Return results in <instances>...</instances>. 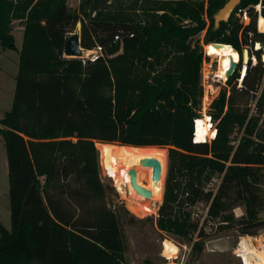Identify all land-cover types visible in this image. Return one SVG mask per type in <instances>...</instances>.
<instances>
[{"label":"trees","instance_id":"16d2710c","mask_svg":"<svg viewBox=\"0 0 264 264\" xmlns=\"http://www.w3.org/2000/svg\"><path fill=\"white\" fill-rule=\"evenodd\" d=\"M227 1L112 7L107 0H80L73 12L66 0H0L2 49H15L11 24L24 22L12 105L0 119L10 211V229L0 226V264H125L120 222L127 212L106 195L96 143L167 148L155 227L191 243L192 256L201 255L211 235L253 237L264 229L261 56L254 65L248 61L239 87L235 72L213 102L215 138L197 143L193 137L206 57L192 38L209 21L205 45L264 47V34L256 30L264 0H240L236 11L244 10L249 23L225 35L230 22L215 30L212 18ZM126 6L141 11L142 21L125 15ZM77 24L82 51H100L93 59L63 55ZM215 177L214 192L207 187ZM199 204L205 206L200 219ZM235 208L243 211L239 218Z\"/></svg>","mask_w":264,"mask_h":264},{"label":"rangeland","instance_id":"374dc122","mask_svg":"<svg viewBox=\"0 0 264 264\" xmlns=\"http://www.w3.org/2000/svg\"><path fill=\"white\" fill-rule=\"evenodd\" d=\"M160 0H121L120 2H115V0H107V4H111L112 7L115 5H126L131 2H136L141 4V2L158 3ZM80 0H66L67 6L71 11L76 12L79 6ZM143 4V3H142ZM136 8L125 7L122 9L125 15L133 16L135 20L142 21L143 14L135 10ZM237 9V8H236ZM236 9L232 13L228 22L230 25L227 30H225V35L230 32L231 27L235 25H247L249 23L248 18H244L242 14H238ZM161 14V13H159ZM260 17L258 16L256 22V30L258 33L264 34V18L263 25L260 27ZM227 22V23H228ZM185 24L188 25L187 22ZM211 28V23L207 21L205 29L197 36L192 38L191 45L193 46L197 41H199L202 51L204 53V40ZM23 29L24 22L15 20L11 24V34L14 38V48L15 49H2L0 47V119L10 111L13 99V93L15 88V78L18 71L19 62V51L22 45L23 39ZM214 30V29H213ZM261 32H260V31ZM75 33L80 35V24H77L75 30L70 34ZM223 37V35H222ZM248 46H244L239 41L237 46H232L234 51L239 57L243 50H247L249 54V64L254 65L257 63V56L264 57V47L261 44V49L254 51L253 42H249ZM252 44V45H251ZM99 49L93 51H82L81 56L86 59H93L99 54ZM201 64L200 71V85L202 88V97L199 107V117L195 120L202 118L207 115L211 120V126L216 131L217 122L211 116V106L213 102L218 98L220 92H227L228 80H219L215 73L219 69V62H217L213 57L206 56ZM255 59V60H254ZM169 59L164 60V67L167 66ZM239 62V61H238ZM264 64V59L262 60ZM238 69L242 66L240 74H238V87L241 84V79L243 78L244 64L241 61L238 63ZM239 70L236 71L238 73ZM264 89V76L262 80V85L259 93ZM254 108L251 106V112ZM259 127L264 129V114L260 116ZM235 138H238L240 134H235ZM214 139V138H213ZM207 142H210L211 140ZM97 148V147H96ZM154 148V147H152ZM157 149V156L161 157L162 165V182L163 191L159 194L155 192V196L160 199L159 202L154 203V212H151L147 216H136L129 210V200L134 201V199L129 196L128 191L124 188V195L122 196L117 188L113 185L112 179L109 178L102 170L100 165V160L98 159L99 167V178L105 187L106 195L109 197L114 204L122 205L127 215L121 220V227L125 234L127 251L124 255L125 264H243L239 257L235 254V249L238 247L239 241L242 238L239 236L237 231H228L218 235H211L207 238L203 251L201 255L196 258L191 255V243L182 242L173 236L161 233L155 227V222L157 219V211L162 203L166 175L168 172V151L167 148H155ZM98 150V149H97ZM99 153V151H98ZM3 154V157L1 156ZM4 164V169H3ZM7 165L5 149L3 145V139L0 136V226L6 230L10 229V211L8 202V176H7ZM138 180L144 188L151 190V175L152 171L146 169H140L137 172ZM218 177H215L212 184L216 182ZM40 182H43V177H39ZM209 188H213L210 184ZM128 194V195H127ZM262 199L264 201V192L262 193ZM145 200V199H144ZM149 203V202H148ZM157 206V207H156ZM198 219L200 216L205 214L204 204L198 205ZM196 210V209H195ZM196 212V211H195ZM234 216L239 218L243 215L241 208L234 209ZM133 218V221L130 219ZM259 218L264 220V211L259 214ZM253 237H262L264 239V229H261Z\"/></svg>","mask_w":264,"mask_h":264},{"label":"bare ground","instance_id":"6f19581e","mask_svg":"<svg viewBox=\"0 0 264 264\" xmlns=\"http://www.w3.org/2000/svg\"><path fill=\"white\" fill-rule=\"evenodd\" d=\"M259 25L260 27L263 25L262 18H260ZM204 52L206 56L213 57L219 62L220 66L215 75L222 81L226 80V73L230 68L231 61L237 64L241 61V57L237 55L234 49L225 44L221 47L207 45L204 48ZM245 59L246 62L249 61L248 52H246ZM244 66L243 77L246 72V65ZM215 136L216 131L211 126V120L207 115H204L195 122V134L193 136L195 142H206L215 138ZM96 147L99 151V160L103 172L112 179L113 185L122 196L125 194L124 188H126L129 196L134 199V201L129 200V203H131L128 207L129 210L139 217L147 216L150 215L151 212H154V203L160 201V199L155 196V192L159 194L163 191L161 157L157 156V149L152 147L136 148L101 143H96ZM143 160H156L160 166V174L157 182H153L151 175V190L144 188L138 180L137 172L140 169L152 171L150 167H144L142 165ZM129 170H135L136 184L150 192L151 195L149 198L145 199L137 194L131 185L128 175ZM235 254L243 264H264V239L262 237H242L238 247L235 249Z\"/></svg>","mask_w":264,"mask_h":264},{"label":"water","instance_id":"95a60500","mask_svg":"<svg viewBox=\"0 0 264 264\" xmlns=\"http://www.w3.org/2000/svg\"><path fill=\"white\" fill-rule=\"evenodd\" d=\"M239 4H240V0H228L224 4V6L213 15L212 19H213V26L215 30H218L222 23H227L229 21L232 13L239 6ZM208 45L217 46V47L224 46V44H221V43H209ZM226 46H231V45H226ZM259 48L260 46H256L254 50L258 51ZM81 52H82V48L80 47V35L75 34V33L67 35L66 40H65V45H64V53H63L64 57L69 58V59L79 58L81 55ZM246 52L247 50L245 49L243 50L241 54V63L246 65V69H247L248 62H246V59H245ZM263 59L264 57H262V60ZM241 69H242V66L238 69V64L231 61L230 68L226 73V80L231 78L237 70H239L238 74H240ZM195 122L196 120L193 121V125H192L193 135L195 134ZM142 165L144 167H150L152 169V180L153 182H157V180L159 179V174H160L159 163L156 160H143ZM128 175L131 181V185L135 189L137 194L141 195L145 199L149 198L151 195L150 192L137 186L135 170H129Z\"/></svg>","mask_w":264,"mask_h":264},{"label":"built area","instance_id":"2783aa9c","mask_svg":"<svg viewBox=\"0 0 264 264\" xmlns=\"http://www.w3.org/2000/svg\"><path fill=\"white\" fill-rule=\"evenodd\" d=\"M255 9H256V11L258 12V13H260V5H257L256 7H255ZM238 14H242L243 16H244V18L246 19L247 18V15H246V12L244 11V10H240V9H238L237 11H236ZM239 65V64H238ZM252 107L254 108V104L252 105ZM218 180L216 181V182H214L213 184H212V181L214 180H212L211 181V185L213 186V188H209V187H207L209 190H213L214 192L216 191V189H217V187H218V185L220 184V179L219 178H217ZM209 184V185H210ZM208 185V186H209ZM207 191V190H206ZM197 216V215H196Z\"/></svg>","mask_w":264,"mask_h":264},{"label":"crops","instance_id":"0c3cea01","mask_svg":"<svg viewBox=\"0 0 264 264\" xmlns=\"http://www.w3.org/2000/svg\"><path fill=\"white\" fill-rule=\"evenodd\" d=\"M3 157V154L1 155ZM7 167V165L5 164V168ZM3 169H4V164H3ZM7 171V170H6Z\"/></svg>","mask_w":264,"mask_h":264},{"label":"flooded vegetation","instance_id":"af4514ba","mask_svg":"<svg viewBox=\"0 0 264 264\" xmlns=\"http://www.w3.org/2000/svg\"><path fill=\"white\" fill-rule=\"evenodd\" d=\"M260 31V30H259ZM261 32V31H260ZM248 52V51H247ZM249 55V54H248ZM255 60V59H254Z\"/></svg>","mask_w":264,"mask_h":264},{"label":"clouds","instance_id":"9594fccd","mask_svg":"<svg viewBox=\"0 0 264 264\" xmlns=\"http://www.w3.org/2000/svg\"><path fill=\"white\" fill-rule=\"evenodd\" d=\"M259 46H260V44H259Z\"/></svg>","mask_w":264,"mask_h":264}]
</instances>
